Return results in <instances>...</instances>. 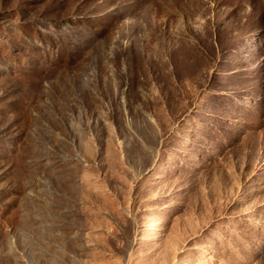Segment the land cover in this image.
I'll use <instances>...</instances> for the list:
<instances>
[{
    "label": "rangeland",
    "instance_id": "rangeland-1",
    "mask_svg": "<svg viewBox=\"0 0 264 264\" xmlns=\"http://www.w3.org/2000/svg\"><path fill=\"white\" fill-rule=\"evenodd\" d=\"M0 264H264V0H0Z\"/></svg>",
    "mask_w": 264,
    "mask_h": 264
}]
</instances>
